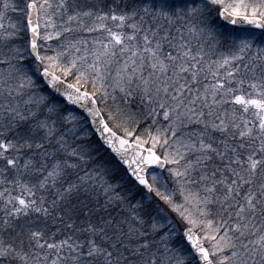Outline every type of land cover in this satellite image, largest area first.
Wrapping results in <instances>:
<instances>
[{
  "label": "snow or ice",
  "instance_id": "snow-or-ice-1",
  "mask_svg": "<svg viewBox=\"0 0 264 264\" xmlns=\"http://www.w3.org/2000/svg\"><path fill=\"white\" fill-rule=\"evenodd\" d=\"M0 264H264V0H0Z\"/></svg>",
  "mask_w": 264,
  "mask_h": 264
},
{
  "label": "water",
  "instance_id": "water-1",
  "mask_svg": "<svg viewBox=\"0 0 264 264\" xmlns=\"http://www.w3.org/2000/svg\"><path fill=\"white\" fill-rule=\"evenodd\" d=\"M226 23V22H225ZM232 26V25H231ZM236 27H243V28H248V27H251L250 25H247L246 23H242V24H237L235 25Z\"/></svg>",
  "mask_w": 264,
  "mask_h": 264
},
{
  "label": "trees",
  "instance_id": "trees-1",
  "mask_svg": "<svg viewBox=\"0 0 264 264\" xmlns=\"http://www.w3.org/2000/svg\"><path fill=\"white\" fill-rule=\"evenodd\" d=\"M228 27H231V26H228ZM236 28V27H235ZM237 29H239V28H237Z\"/></svg>",
  "mask_w": 264,
  "mask_h": 264
},
{
  "label": "rangeland",
  "instance_id": "rangeland-1",
  "mask_svg": "<svg viewBox=\"0 0 264 264\" xmlns=\"http://www.w3.org/2000/svg\"><path fill=\"white\" fill-rule=\"evenodd\" d=\"M13 15H15V14H13Z\"/></svg>",
  "mask_w": 264,
  "mask_h": 264
}]
</instances>
